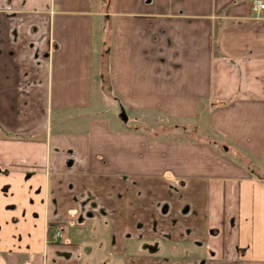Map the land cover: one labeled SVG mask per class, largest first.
<instances>
[{"label":"crops","instance_id":"0c3cea01","mask_svg":"<svg viewBox=\"0 0 264 264\" xmlns=\"http://www.w3.org/2000/svg\"><path fill=\"white\" fill-rule=\"evenodd\" d=\"M257 1L0 0V264H264Z\"/></svg>","mask_w":264,"mask_h":264},{"label":"rangeland","instance_id":"374dc122","mask_svg":"<svg viewBox=\"0 0 264 264\" xmlns=\"http://www.w3.org/2000/svg\"><path fill=\"white\" fill-rule=\"evenodd\" d=\"M144 124H141V126H143ZM165 125V124H164ZM175 125L173 124H167V131L164 132L163 129V125L160 124L158 125V127H153L150 128L148 127L149 130H153L155 129V133L156 134H165V136L167 135L168 137H172V136H177L178 134H182L180 135L181 137L183 136L184 138H186L187 140H202V141H206V142H210L211 144H214L215 148H217V152L224 158H229V159H235L237 160L239 163H245L246 165L249 166L250 169L253 170V173L255 175H262L263 174V170H264V166L261 162H259L258 160H255L253 157L242 154L241 151L239 149L237 150H233V146L231 148V151L229 152L228 150L230 149L231 145L229 144V142L225 141V139L223 138V136L217 134L216 132L213 133L212 135L207 133V132H203V131H193L192 128L187 129L184 132H177L175 129L173 128ZM181 126H185L180 124L179 128H183ZM263 176V175H262ZM50 239V238H49Z\"/></svg>","mask_w":264,"mask_h":264},{"label":"built area","instance_id":"2783aa9c","mask_svg":"<svg viewBox=\"0 0 264 264\" xmlns=\"http://www.w3.org/2000/svg\"><path fill=\"white\" fill-rule=\"evenodd\" d=\"M256 9L258 12L262 13L264 15V2L263 1H257L256 2ZM49 240L55 242L58 240H61L63 238V232L59 227H55L50 233H49Z\"/></svg>","mask_w":264,"mask_h":264},{"label":"water","instance_id":"95a60500","mask_svg":"<svg viewBox=\"0 0 264 264\" xmlns=\"http://www.w3.org/2000/svg\"><path fill=\"white\" fill-rule=\"evenodd\" d=\"M121 117H122L124 120H127V115H126L124 112L121 113Z\"/></svg>","mask_w":264,"mask_h":264},{"label":"flooded vegetation","instance_id":"af4514ba","mask_svg":"<svg viewBox=\"0 0 264 264\" xmlns=\"http://www.w3.org/2000/svg\"><path fill=\"white\" fill-rule=\"evenodd\" d=\"M53 229H54V228H53ZM53 229H51V228L49 227V233H50ZM58 241H60V240H58ZM55 242H57V241H55Z\"/></svg>","mask_w":264,"mask_h":264},{"label":"trees","instance_id":"16d2710c","mask_svg":"<svg viewBox=\"0 0 264 264\" xmlns=\"http://www.w3.org/2000/svg\"><path fill=\"white\" fill-rule=\"evenodd\" d=\"M54 225V223L53 224H51V226H53ZM51 226H50V228H51Z\"/></svg>","mask_w":264,"mask_h":264}]
</instances>
